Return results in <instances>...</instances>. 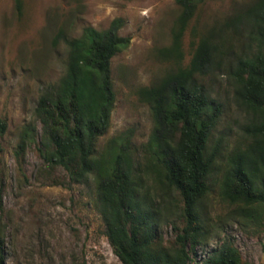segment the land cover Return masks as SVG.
Masks as SVG:
<instances>
[{
	"label": "rangeland",
	"instance_id": "obj_1",
	"mask_svg": "<svg viewBox=\"0 0 264 264\" xmlns=\"http://www.w3.org/2000/svg\"><path fill=\"white\" fill-rule=\"evenodd\" d=\"M253 1L187 0L186 10L181 0H19L18 11L16 0H0V120L6 123L0 135L2 264H122L104 234L94 179L72 183L62 168L46 166L38 151L41 126L34 110L41 93L64 74L65 40L80 38L84 29L104 31L112 21H122L117 34L129 43L110 63L115 102L96 150L103 151L112 139L127 138L132 158L143 167L153 121L142 90L189 67L199 41L218 36ZM221 36L232 51L240 50L232 30ZM199 79L222 105L209 140L211 146L221 138V154L208 179L210 191L200 203L206 235L188 264H200L225 241L250 264H264V214L262 221L245 219L219 195L221 171L241 142L245 115L234 103L224 68ZM28 124L36 126L37 136L18 161L14 150ZM144 192L153 202L165 242H173L185 224L180 197L163 194L152 171L143 179Z\"/></svg>",
	"mask_w": 264,
	"mask_h": 264
},
{
	"label": "trees",
	"instance_id": "obj_2",
	"mask_svg": "<svg viewBox=\"0 0 264 264\" xmlns=\"http://www.w3.org/2000/svg\"><path fill=\"white\" fill-rule=\"evenodd\" d=\"M179 2L190 10V2ZM17 10L20 2L16 0ZM121 20L104 31L84 29L80 38L65 40L68 57L58 83L38 98L34 120L41 126L38 151L46 166L62 168L72 183L94 179L104 234L122 264H188L206 235L200 203L209 193V176L221 154V138L209 140L221 118V103L200 82L202 74L224 68L233 100L245 115L241 142L224 162L220 198L236 214L262 221L264 214V0L246 5L225 25L232 30L238 52L222 34L199 41L187 68H178L151 88L142 90L149 104L153 130L145 144L141 167L127 138L112 139L103 151L96 143L110 126L115 93L112 58L129 41L118 36ZM214 38H219L220 43ZM6 123L0 120V135ZM36 126L28 124L14 150L20 161L34 144ZM2 149L0 147V153ZM152 171L164 194L182 202L184 227L165 242L153 202L143 193V179ZM1 247L4 237L0 233ZM2 251V250H1ZM0 255V264H2ZM200 264H250L231 242H223Z\"/></svg>",
	"mask_w": 264,
	"mask_h": 264
}]
</instances>
